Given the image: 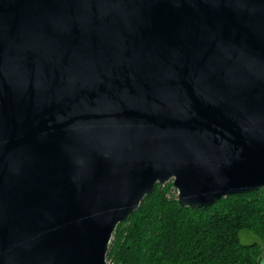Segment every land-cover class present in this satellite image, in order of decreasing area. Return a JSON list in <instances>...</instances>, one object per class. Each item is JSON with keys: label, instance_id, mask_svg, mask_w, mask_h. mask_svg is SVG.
<instances>
[{"label": "water", "instance_id": "95a60500", "mask_svg": "<svg viewBox=\"0 0 264 264\" xmlns=\"http://www.w3.org/2000/svg\"><path fill=\"white\" fill-rule=\"evenodd\" d=\"M169 180L264 189V0H0V264H107Z\"/></svg>", "mask_w": 264, "mask_h": 264}, {"label": "trees", "instance_id": "16d2710c", "mask_svg": "<svg viewBox=\"0 0 264 264\" xmlns=\"http://www.w3.org/2000/svg\"><path fill=\"white\" fill-rule=\"evenodd\" d=\"M172 182L156 184L139 208L116 227L110 264H261L264 262V189L226 196L211 206L177 204ZM249 231L258 242L242 244Z\"/></svg>", "mask_w": 264, "mask_h": 264}, {"label": "rangeland", "instance_id": "374dc122", "mask_svg": "<svg viewBox=\"0 0 264 264\" xmlns=\"http://www.w3.org/2000/svg\"><path fill=\"white\" fill-rule=\"evenodd\" d=\"M169 181L172 182V180H169ZM172 195H175L176 196V191L174 189H173ZM176 199H177V197H176ZM239 239H240V242L242 244H244V245L251 244L252 242H258L257 238L254 237V235L252 233H250L249 231H246V230H243V231H241L239 233ZM107 264H109V263L107 262Z\"/></svg>", "mask_w": 264, "mask_h": 264}, {"label": "flooded vegetation", "instance_id": "af4514ba", "mask_svg": "<svg viewBox=\"0 0 264 264\" xmlns=\"http://www.w3.org/2000/svg\"><path fill=\"white\" fill-rule=\"evenodd\" d=\"M261 264H264V262H263V263H261Z\"/></svg>", "mask_w": 264, "mask_h": 264}]
</instances>
